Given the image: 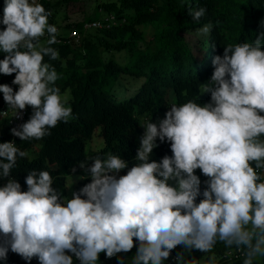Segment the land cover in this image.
<instances>
[{"label":"clouds","instance_id":"1","mask_svg":"<svg viewBox=\"0 0 264 264\" xmlns=\"http://www.w3.org/2000/svg\"><path fill=\"white\" fill-rule=\"evenodd\" d=\"M206 9H189L199 22ZM51 12L37 0H4L0 23V74L11 75L16 91L0 84L11 110L32 108L30 118L10 129L21 141L40 140L58 123L74 119L72 107L56 87L58 29ZM204 25L199 35H208ZM47 35V46L40 38ZM264 20L255 39L224 48L212 60L214 71L199 93L208 103L172 104L164 118L141 125L134 165L109 153L79 162L90 178L69 199L53 187L48 171L27 172L22 191L13 169L26 157L15 141L0 143V264L9 251L31 264H100L134 247L126 264H167L177 246L175 264H197L193 250L210 253L218 242L242 252V264L264 258ZM170 142L172 156L152 160L153 149ZM92 163L89 164L88 161ZM199 169L208 177L201 192ZM75 172V168L72 169ZM174 182V183H170ZM74 183V181H73ZM72 183V184H73ZM203 198L197 203V198ZM123 261V258H119ZM209 264H215L210 259Z\"/></svg>","mask_w":264,"mask_h":264},{"label":"trees","instance_id":"2","mask_svg":"<svg viewBox=\"0 0 264 264\" xmlns=\"http://www.w3.org/2000/svg\"><path fill=\"white\" fill-rule=\"evenodd\" d=\"M62 1L67 4L78 0ZM37 3L51 15L57 5L48 0H37ZM102 5L107 15L115 18L114 26L84 30L86 23L100 20L96 13L91 21L78 23L73 28L82 34L77 50L67 41L57 42L52 47L57 49L58 58H44L58 73L56 87L61 96L67 98L74 119L58 123L50 130V135L40 140L21 141L14 137L17 147L30 153L18 159L13 169L22 191L27 190V172L44 170L53 177V187L66 197V178L73 174L84 175L79 162L96 156L106 157L109 153L120 155L128 162V168L117 174L118 177L126 175L134 163H138L135 156L145 120L157 123L172 104L180 105L190 100L208 103L210 93H199V90L203 87L201 83H207L214 71L213 58L222 56L226 46L251 43L260 21L264 20V0H111ZM199 7H204L206 13L197 23L188 15V10ZM3 9L4 0H0V20ZM204 25L211 26L210 32L199 35L198 30ZM5 27L0 23V31ZM145 28L153 30L148 45H142V29ZM89 30L94 32L85 36ZM189 39L194 40L196 46ZM4 56L0 52V60ZM14 77L15 73L0 74V84H8L16 91L18 85L12 84ZM3 100L0 93V107ZM31 114L30 107L24 123ZM94 136L103 142V147L89 151L87 145ZM10 140L7 122L0 119V143ZM157 144L152 160L159 162L165 155L172 156L170 142L157 140ZM198 177L202 192L208 177L199 169ZM89 182L90 178L79 179L72 193ZM5 183L6 180L0 181V186ZM202 198L198 197L196 202ZM133 239L134 247L129 252L112 258L101 253L100 264L130 262L136 252V239ZM3 240L0 236V243ZM189 258L197 259V264H209L210 259H214L215 264L230 261L242 264L243 260L241 251L227 248L220 242L210 253L195 251ZM7 264H26V261L9 251ZM31 264L39 262L32 259ZM167 264H175V261L169 257ZM257 264H264V258L258 259Z\"/></svg>","mask_w":264,"mask_h":264},{"label":"rangeland","instance_id":"3","mask_svg":"<svg viewBox=\"0 0 264 264\" xmlns=\"http://www.w3.org/2000/svg\"><path fill=\"white\" fill-rule=\"evenodd\" d=\"M50 4H57L52 11V15L49 16L48 21L50 24L55 25L58 29L57 41L63 44L67 41L68 45L77 50L79 48V43L74 41L70 34L74 31V27L78 23L89 22L91 21L96 13H98V19H103L107 12L103 9L105 2H110L111 0H78L76 2L64 3L62 0H48ZM100 10V11H99ZM143 31V42L142 45H148L151 40L153 30L151 28L142 29ZM93 33V30H89L85 33V36L89 33ZM81 36L82 34L79 33ZM42 41H40L41 46L47 45V35L42 37ZM66 39V40H65ZM191 44L195 45V41L189 39ZM196 46V45H195ZM103 147V142L100 141L96 136H94L90 143L87 145V150L98 151ZM29 156L30 153H27ZM195 174L198 176V169L195 170ZM77 174H73L66 178V197L71 199L73 187L78 183ZM74 181V183H73ZM73 183V184H72ZM174 183V182H170ZM181 251V246H177L173 255H177L178 252ZM199 251L193 250L192 252ZM191 252V253H192ZM202 259L198 260L201 263ZM230 264L234 263L233 261L229 262ZM228 263V264H229Z\"/></svg>","mask_w":264,"mask_h":264},{"label":"built area","instance_id":"4","mask_svg":"<svg viewBox=\"0 0 264 264\" xmlns=\"http://www.w3.org/2000/svg\"><path fill=\"white\" fill-rule=\"evenodd\" d=\"M116 24V20L112 15H106L102 20H94L92 22L86 23L84 25V30L86 29H108L112 26H114ZM70 37L76 41L79 42L80 40V34L76 31H72L70 34ZM30 106H26V108L24 110H18L19 111V116H14L12 117V112L11 110L8 111L7 115L4 117H0V119L5 120L7 122V128H8V132L10 135L11 140L10 141H14V137L11 132L10 129L12 128H18L19 125L24 123L25 117L27 116V113L29 111ZM8 110V106L5 103V101L3 100L1 107H0V112L3 111H7ZM239 252V251H238ZM170 257L175 261V255H173V253H170ZM34 260H37L35 257L33 258Z\"/></svg>","mask_w":264,"mask_h":264}]
</instances>
